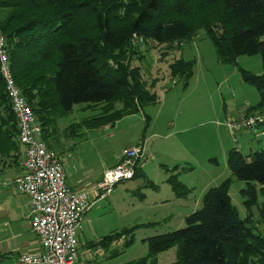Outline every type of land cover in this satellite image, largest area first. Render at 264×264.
<instances>
[{"label":"trees","instance_id":"obj_1","mask_svg":"<svg viewBox=\"0 0 264 264\" xmlns=\"http://www.w3.org/2000/svg\"><path fill=\"white\" fill-rule=\"evenodd\" d=\"M198 31L211 40L222 64L236 65L240 55H261V74L241 67L238 72L260 96L248 114L264 110V0H0V48L51 149L57 117L75 104L98 108L105 124L160 101L141 68L132 63L143 57L131 47L133 34L165 44L167 55L174 42L180 48ZM193 64L182 55L174 58L168 64L171 80L180 78L187 86ZM8 97L0 71V159L18 149ZM89 120L83 121L87 127ZM149 122L147 115L146 126ZM259 130V136L249 133L260 137L264 122ZM228 131L237 142L236 134ZM243 132L248 131L237 133ZM226 164L230 176L204 191L201 207L185 217V226L148 237V254L126 264H155L156 254L173 246L177 253L170 264H264V235L257 224L264 225V202L257 207V220L251 215L257 186L264 189V151L245 155L233 145ZM141 174L137 164L133 178ZM234 179L245 182L240 190L248 211L244 219L229 196ZM168 181L176 195L186 194L172 174ZM134 227L111 232L92 245L109 247L123 234H129L130 244Z\"/></svg>","mask_w":264,"mask_h":264},{"label":"rangeland","instance_id":"obj_2","mask_svg":"<svg viewBox=\"0 0 264 264\" xmlns=\"http://www.w3.org/2000/svg\"><path fill=\"white\" fill-rule=\"evenodd\" d=\"M130 44L133 51L143 55L142 58L133 59L132 63L141 68L143 79L148 86L153 85L151 91L156 92L160 101L144 105V111L105 124H101L106 120L99 115L101 110L89 108L87 103L75 104L71 111L57 117L54 137L51 136L52 141H49L61 159L63 170L66 166L72 175L87 184L96 182L95 176L115 166L119 156L121 160L123 150L132 145L144 142V147L151 153L145 161L138 163L142 173L140 176L116 184L104 200L96 202L93 210L97 218L90 226L95 227L102 236L135 226L130 230L133 231L132 243H126L129 234L119 235L108 249L100 246L105 256L94 253L92 262L83 258L84 264H126L141 259L148 254V237L184 227L185 217L201 207L205 191L202 187L209 177H216L213 186L230 176L227 154L223 156L221 147L224 138L217 148L219 136L226 134L223 131L218 134L216 129L220 128L216 122L220 121L222 110H227L232 118L238 113L233 109L234 105L241 104L240 107H243L246 100L255 103L259 98L252 85L243 83L237 67L253 74L262 72L260 54L240 55L235 60L236 65L222 64L211 40L203 31H198L191 40L183 42L180 48L174 46L179 45L174 42L167 55L163 54L167 48L165 44L144 41L135 34L131 36ZM180 55L194 61L192 77L185 87L182 79L171 80L168 71V64ZM98 115L97 119H93ZM147 115L150 122L146 126ZM180 116H189L186 123H180ZM88 118L89 127L83 123ZM235 134L237 142L230 133L228 138L243 154L264 151V134L258 138L249 132ZM168 153H180L189 159L180 165L174 164L177 168L172 164L167 166L164 155ZM214 155L218 164L212 166L210 157H216ZM18 158L19 166L20 154L17 149L11 153V157L0 159V242L10 228L14 213H26L22 211L25 196L13 183L19 167L16 175L12 178L9 176V170L15 167L10 164H15ZM204 166L209 171H205ZM171 174L184 185L186 194H175L168 181ZM244 186V181L234 179L229 189L231 203L241 219L248 213L243 202L245 197L240 192ZM262 202L264 189L257 186V202L251 207L253 221L258 218L257 207ZM261 231L264 235V228ZM176 253V246L157 253L155 264L172 263ZM0 264H13L12 255L1 258Z\"/></svg>","mask_w":264,"mask_h":264},{"label":"built area","instance_id":"obj_3","mask_svg":"<svg viewBox=\"0 0 264 264\" xmlns=\"http://www.w3.org/2000/svg\"><path fill=\"white\" fill-rule=\"evenodd\" d=\"M2 39L0 37V41ZM0 71L16 119L15 141L20 162L13 183L27 198V220L39 244L36 251L19 254L16 263L81 264L78 236L85 214L97 201L104 200L117 183L134 176L137 162L143 157L142 147L135 145L124 149L120 162L106 168L90 190L71 188L58 153L47 146L34 112L13 81L2 46ZM263 122L264 110L238 119L228 118L224 124L233 134L248 131L259 136V125ZM39 167H43L44 172L37 171Z\"/></svg>","mask_w":264,"mask_h":264},{"label":"crops","instance_id":"obj_4","mask_svg":"<svg viewBox=\"0 0 264 264\" xmlns=\"http://www.w3.org/2000/svg\"><path fill=\"white\" fill-rule=\"evenodd\" d=\"M237 70H238V67H237ZM262 72H260L258 74H261ZM229 81H230V78L228 76V82ZM243 83H245V82H243ZM245 84H248V83H245ZM248 85H250V84H248ZM259 100H260V96L255 103H250L248 100H246L243 107H240L241 104H238L237 106L234 105L233 109H236L238 113L235 117H232V118H239L241 116H244L245 114H248V109H251L253 106H256L259 103ZM197 111H200V110H196V112ZM188 117L189 116H180V118H179L180 123H186V119ZM228 118H230V116H228V111L222 110V114L219 116L220 121L216 122V124L219 125V127H220V128L216 127L218 134H219V131L226 132V134L223 135V137L219 136L218 143H217V148H218L219 143H221L222 139L224 138V141L221 143L223 156L227 154V151L231 147H233V145L230 141V138H228L229 137V131H228L227 127L224 125V122ZM245 133H247V132H243L240 134L244 135ZM263 134H264V132H263ZM143 139L144 138H142V140ZM135 145L141 146L142 151H143V157L139 161V163L142 160L145 161L149 156H151V153L150 152L148 153L147 149L144 147V142L143 143H137ZM132 146H134V145H132ZM180 151H182L181 148H180ZM214 156H216V155H214ZM164 158H166L165 164L167 166H169L170 164H172L173 166L180 165L182 162L187 161L189 159L188 157H186V155L182 156L180 153H177V155L174 153H168L167 156L164 155ZM214 158L217 159V156L216 157H213V156L210 157V162H211L212 166L218 164V161L216 162L213 160ZM119 160H120V156H119V158L115 164H117ZM18 161H19V158L17 159V162L15 164H14V162H12L10 164L13 167L15 166L14 168H11V169H13L12 171H11V169L9 170L10 171L9 172L10 178H12L14 175H16L15 173L17 171V168L19 167ZM206 162H204V164H206ZM143 167H144V165H143ZM143 167H142V169H143ZM177 167L178 166H175V168H177ZM190 169H193V167ZM64 170H65V173L67 175V177H66L67 184L71 188H74L77 190H79V189L90 190L92 187L95 186V183L99 180V178L102 175V174H100L99 176H95L94 180L96 182L91 183V184H87L86 181H83L80 178L72 175L70 169L66 168V166H65ZM204 170L209 171L208 169H206L205 166H204ZM215 182H216L215 176L211 177V178L209 177V179L207 180L205 185H203V187H202L203 190H206V188L212 186V184ZM115 187H116V185L114 186V188ZM24 199H25V205H24V208L22 211H26V213L25 214L19 213V212L14 213V215L12 217L13 221H12V223H10V228L8 229V232L4 233L5 237L3 238V241L0 242V259L5 258L8 255H12L13 264H17L16 258L18 257L19 254H21L23 252H32V251H36L37 249H39V244H38L36 235L32 232L30 225H29V222L27 220V211H28L27 198L25 197ZM97 203L92 207V209L89 212H87L85 214V216L83 218L82 229H81L79 236H78V239H79V250H78V252H79V259H80L81 264H84V259H83L84 257L88 258L89 259L88 261L92 262L93 261L92 256L94 253L100 254L102 256L106 255L105 251H104V254L101 253L100 246L93 247V245H92L93 243L99 241L102 237L105 236V235H103V236L100 235V232L97 231V229L95 227L92 228L90 226L92 224V222H94L97 218L96 215L93 214V210L95 209V206L97 205ZM257 224L261 230L264 228V225L258 223V221H257Z\"/></svg>","mask_w":264,"mask_h":264},{"label":"bare ground","instance_id":"obj_5","mask_svg":"<svg viewBox=\"0 0 264 264\" xmlns=\"http://www.w3.org/2000/svg\"><path fill=\"white\" fill-rule=\"evenodd\" d=\"M141 159H142V158H141ZM141 159H140V160H141ZM140 160H138L137 164L139 163ZM135 169H136V167H135ZM43 170H44L43 167H39V168L37 169V171H43ZM43 172H44V171H43ZM134 173H135V171H134Z\"/></svg>","mask_w":264,"mask_h":264}]
</instances>
